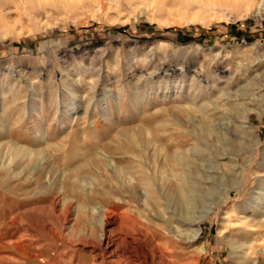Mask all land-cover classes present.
<instances>
[{
	"label": "rangeland",
	"instance_id": "374dc122",
	"mask_svg": "<svg viewBox=\"0 0 264 264\" xmlns=\"http://www.w3.org/2000/svg\"><path fill=\"white\" fill-rule=\"evenodd\" d=\"M259 3L0 0V264H264Z\"/></svg>",
	"mask_w": 264,
	"mask_h": 264
},
{
	"label": "bare ground",
	"instance_id": "6f19581e",
	"mask_svg": "<svg viewBox=\"0 0 264 264\" xmlns=\"http://www.w3.org/2000/svg\"><path fill=\"white\" fill-rule=\"evenodd\" d=\"M237 3L239 4V5H242L245 9H249L250 7H251V0H237ZM256 12H257V14H260V13H263V6H262V4L261 3H259L258 4V6L256 7ZM14 148V147H13ZM24 151V150H23ZM33 155V154H32ZM35 155V154H34ZM37 158V157H36ZM159 159V158H158ZM180 160V159H179ZM154 161V160H153ZM158 163H160V162H158ZM161 166H160V164L159 165H156V168H155V171H153V176H152V185L154 184V185H157L158 186V189L160 188L161 189V187H168L169 188V190H170V192L171 193H173V192H175L178 188H182L181 186L179 187L178 186V183L179 182H174L173 181V176H172V174L170 175V174H168V173H166V177H167V179L165 180L164 179V176H162L161 174ZM117 175V174H116ZM150 176V175H149ZM175 176V175H174ZM117 177V179H118V181L120 182V183H122L123 184V186L125 185V184H127V175H126V173L124 172V171H122V170H119L118 171V175L116 176ZM171 179H170V178ZM166 187V188H167ZM185 187V186H184ZM164 189V188H163ZM162 189V190H163ZM133 192V191H132ZM193 198V197H192ZM172 199V203H173V205L176 207V208H185V210H187L188 212H190V210L192 209V203L191 202H189V201H182V200H184V199H181L180 197H173V198H171ZM188 199V198H187ZM194 200V199H193ZM192 201V200H191ZM166 209V208H165ZM181 209V210H182ZM193 215V214H192ZM128 218H130L131 220H133V221H136L137 220V217H131L130 215H129V217Z\"/></svg>",
	"mask_w": 264,
	"mask_h": 264
}]
</instances>
